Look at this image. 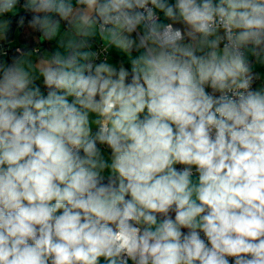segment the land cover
Here are the masks:
<instances>
[{"label":"clouds","instance_id":"1","mask_svg":"<svg viewBox=\"0 0 264 264\" xmlns=\"http://www.w3.org/2000/svg\"><path fill=\"white\" fill-rule=\"evenodd\" d=\"M20 9L74 38L0 61V264H264V0Z\"/></svg>","mask_w":264,"mask_h":264},{"label":"crops","instance_id":"2","mask_svg":"<svg viewBox=\"0 0 264 264\" xmlns=\"http://www.w3.org/2000/svg\"><path fill=\"white\" fill-rule=\"evenodd\" d=\"M22 9L19 10V12H21ZM10 16L11 15H8L4 18H2L3 20H6L7 23L3 22V21H0V34H6V31L7 29L10 28ZM62 25H64V27L62 28V35L60 37H58L56 40H53L51 42L45 40L46 44L45 45H35L33 47H29L25 50H22V45L20 44V41L18 39V36H19V28L18 26H14L13 27V33H12V36L9 40H5V38H0V61H5V53H2V45L6 44L9 46H15V48H20V51H18V55L17 57H25L26 54V58L30 59L33 63L34 66L38 67L39 66V63L40 61L43 59V58H46L48 56H50V54L53 52V50L58 47V43L57 41L59 40H66L68 38H74V33H72L71 31H68V32H64V29L67 28V25L64 24V22H62ZM36 35H37V38L38 40L40 41L39 37H40V33L38 32H35ZM41 42V41H40ZM91 43V46H92V50L94 51V48L96 46V44L98 43H103V41L101 40V38L99 37V35H97L94 39H92L90 41ZM8 48V49H9ZM109 54V53H108ZM107 54V55H108ZM112 58L114 61H118L119 60V56H116L115 54L112 55ZM254 60V58H253ZM254 71L256 73H259L261 75V80L260 81H257V84H260L262 82H264V67H261L259 65H257L255 68H254ZM256 85L254 84V87ZM177 167H180V166H177ZM195 178V177H194Z\"/></svg>","mask_w":264,"mask_h":264},{"label":"trees","instance_id":"3","mask_svg":"<svg viewBox=\"0 0 264 264\" xmlns=\"http://www.w3.org/2000/svg\"><path fill=\"white\" fill-rule=\"evenodd\" d=\"M21 3H23V0H21ZM19 15H24L23 9L21 12H19L18 15H11L10 16V28L6 31V38L5 40H9L13 33V27L18 26L19 28V36L18 39L20 41V44L22 45V50H25L29 47H33L35 45H45L46 42H40L37 38V35L35 31H33L30 27H28L27 23L25 22L24 25H18L17 21L19 19ZM30 19V17H28ZM18 51L16 50L15 46H10V48L5 53V61L11 62L13 57H17ZM186 231V230H185Z\"/></svg>","mask_w":264,"mask_h":264},{"label":"built area","instance_id":"4","mask_svg":"<svg viewBox=\"0 0 264 264\" xmlns=\"http://www.w3.org/2000/svg\"><path fill=\"white\" fill-rule=\"evenodd\" d=\"M9 46L4 44L2 45L1 49H2V53H6L8 50ZM16 50L20 51V48H16ZM94 51L101 57L103 58L105 55H107L108 53L105 50V45L102 43H98L96 44Z\"/></svg>","mask_w":264,"mask_h":264}]
</instances>
